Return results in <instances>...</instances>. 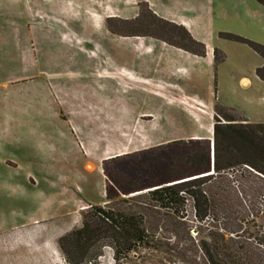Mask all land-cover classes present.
Here are the masks:
<instances>
[{"label": "rangeland", "instance_id": "rangeland-1", "mask_svg": "<svg viewBox=\"0 0 264 264\" xmlns=\"http://www.w3.org/2000/svg\"><path fill=\"white\" fill-rule=\"evenodd\" d=\"M137 1L121 11L114 0H98L97 9H4L25 22L19 25L21 41L2 39L15 33L9 26L2 27L0 41V264H210L205 248L214 254L218 247L225 250L205 226L162 214L157 220L142 211L148 199L132 200L128 192L185 173L187 147L167 145L212 140L217 109L264 122V81L256 75L263 59L248 44L219 36L231 32L264 44V7L247 0L244 13L238 0H222L198 29L199 44ZM117 13L123 18L112 17ZM201 45L204 56L195 54ZM85 92L128 105L116 116L121 138L110 128L112 105H105L104 138L75 123L85 144L78 150L65 120L75 114L71 100ZM106 185L119 194L111 209L145 217L144 242L104 234L103 227L90 242L60 244L62 235L83 224L95 226L91 206L107 203ZM234 212L229 229L244 232L233 237L232 255L220 252L217 263L264 264V212Z\"/></svg>", "mask_w": 264, "mask_h": 264}, {"label": "trees", "instance_id": "trees-1", "mask_svg": "<svg viewBox=\"0 0 264 264\" xmlns=\"http://www.w3.org/2000/svg\"><path fill=\"white\" fill-rule=\"evenodd\" d=\"M257 2L264 6V0ZM170 24L182 28L193 42H200L196 41L185 27ZM219 36L248 44L264 61V44L231 32H220ZM201 46L202 51L195 54L204 56L206 49L204 45ZM217 52L218 49L214 48L215 62L219 61ZM256 75L264 81V63L256 68ZM216 112L219 116L215 117L213 123L212 140L192 138L167 145L170 147L182 142L188 151L191 150L190 153L186 151L185 173L176 179H166L159 184L128 192L134 193L132 200L148 199L146 208L141 207L142 211L149 210L157 220L162 214V219L185 224L191 221L195 225L205 226L211 239L225 249L223 251L217 246L214 254L205 248L210 264H218L220 252L231 256L234 251V248L229 246L233 237L241 231L229 229L228 222L234 211L241 213L247 210L248 217L260 211L264 212V122H250L241 116L222 114L218 109ZM108 160L110 159L106 161ZM105 191L107 203L104 206H91L95 226L90 228V224H83L82 228L62 235L59 238L60 244L71 239L78 244L90 242L94 236L101 235L99 231L103 227L104 234L111 232V236L127 235L136 242H144L147 237L145 217L139 212L126 213L120 209L114 211L109 204L118 198L119 194L115 191L113 193L107 185ZM246 199H250L249 204L244 203ZM262 200L263 202H260ZM188 205L191 206V212L187 209ZM235 253L238 254L237 251ZM119 254L120 248L116 247L117 258Z\"/></svg>", "mask_w": 264, "mask_h": 264}, {"label": "crops", "instance_id": "crops-1", "mask_svg": "<svg viewBox=\"0 0 264 264\" xmlns=\"http://www.w3.org/2000/svg\"><path fill=\"white\" fill-rule=\"evenodd\" d=\"M143 1L147 2L150 9L155 15L165 20H168L170 22H173V23H176L178 25L185 27L195 40H198L197 33H198V29L200 28V26L205 25V24L207 25L208 20L213 18V15L216 12L214 5H223L222 0H143ZM238 1H239V4H238L239 7H242V9H244L243 12L245 13L246 7L248 5V1L247 0H238ZM28 2L29 3L33 2V3L32 5H27ZM11 4L12 5L20 4L25 9H29L30 7H35V8L37 7L38 9H42V5H65L67 9L69 5H92L94 9H97L98 7L97 5H99L98 0H55L53 1V3H50L49 0H0V41L2 39L4 40L9 39V40L18 42L23 39V37H20L22 34L19 31L20 29L19 25H23L25 22V19L21 20V19H16V17H11L8 14V12L4 10V9H8V5H11ZM123 5L124 7H122ZM129 5H138V1L137 0H123V1L114 0V8L120 11L121 9L129 10V8H131L129 7ZM119 13L113 15L112 17L113 18L115 17L123 18ZM217 13L219 14L220 11L218 10ZM242 13H237V16L241 17L239 14L242 15ZM208 17L210 18L208 19ZM33 18L35 20V23L36 21L37 22L39 21L38 20L39 17L37 18L33 17ZM124 18L130 19L133 17H124ZM87 22L88 20L86 19V23ZM4 26H9V28H12L15 31V33L5 34V36L2 35V33L4 32V29L2 27ZM33 36L34 35H32V37ZM1 37L3 38L1 39ZM32 37H30V39H32ZM207 54H208V50H207ZM100 72L102 73L101 70ZM39 73H41L40 70H39ZM45 73L51 74V71H47ZM83 94L85 95L79 94L77 97L71 100V104L74 103V104H77L78 106L76 105V108L73 109L75 110L74 115H71L70 118H68L67 120L64 119L69 124L70 130H71V133H70L71 140L77 145V149L80 150L82 147L85 146V144L82 139L83 137L81 133L82 131H79L77 130V128H75V123H80V124L83 123L82 125L83 128L91 126L93 129V134L97 138L105 137V131H106L105 105L107 104L112 105L114 107L113 109L110 110V112L112 113L114 117L113 124L112 126H110V128H112L113 137L121 138L122 130H121L120 124L118 123V120L116 119V116L121 114L122 104L128 105L127 102L123 103L121 99L111 100V99H107L104 96L99 97V95L88 97L87 95L89 94H86V92ZM47 116L48 115H43L42 117L47 118ZM68 134L69 132H62V135H65V136H69ZM101 143H102L101 152L104 153L105 144L104 142H101ZM97 151L99 152L100 150L97 149ZM80 161L82 162V166L85 167L86 162L84 161L83 156L80 159Z\"/></svg>", "mask_w": 264, "mask_h": 264}]
</instances>
